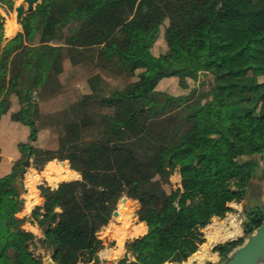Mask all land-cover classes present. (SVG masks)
<instances>
[{
	"label": "trees",
	"instance_id": "trees-1",
	"mask_svg": "<svg viewBox=\"0 0 264 264\" xmlns=\"http://www.w3.org/2000/svg\"><path fill=\"white\" fill-rule=\"evenodd\" d=\"M14 6L0 0L7 11ZM167 19L162 77L182 74L179 85L188 88V79L210 75L198 98L124 89L127 78L149 69ZM20 23L0 11V121L8 114L29 128L27 146L12 153L15 164L0 169V264H46L37 242L58 264L100 262L98 232L124 195L141 202L149 229L114 264L187 261L206 242L213 218L232 211L229 203L244 199L252 180L264 181L263 1L39 0ZM45 128L51 138L40 146ZM29 153L39 170L67 160L80 174L55 188L41 185L44 202L33 210L41 239L17 215L27 170L21 161ZM51 167L62 178L73 174L67 165ZM176 170L181 186L169 192ZM118 211L123 228L145 230L132 222L141 214L138 202L124 197ZM247 216L244 236L213 247L223 261L263 223L264 210ZM117 229L104 236L120 239L124 229Z\"/></svg>",
	"mask_w": 264,
	"mask_h": 264
},
{
	"label": "rangeland",
	"instance_id": "rangeland-1",
	"mask_svg": "<svg viewBox=\"0 0 264 264\" xmlns=\"http://www.w3.org/2000/svg\"><path fill=\"white\" fill-rule=\"evenodd\" d=\"M22 1L23 0H14L15 6H14V9L12 11H7V9L5 10L4 8L1 7L2 10L0 9V11L5 15L6 21L7 20H13L14 18L16 19L17 12H16L15 7L18 4H20ZM262 1L264 3V0H262ZM168 23H169V20L167 19L165 21V23L161 26V32L159 34V37H158L157 41L155 42V44H154V46L152 48L154 54L150 57V60H149V63H150L149 69L141 72L137 76H134L132 78L131 77L130 78H127L124 81V84H125L124 85V89H125L126 92H128V93H134V92H139L140 90H143L144 89L147 92L148 98H152L155 95V91H157V90H164V91L169 92V93L174 94V95L193 93L194 96L198 98V97L201 96V93L202 92L207 91V89L209 88L210 82L212 80V77L210 75L209 76H206L205 74H201L200 77H199V79H197V80L188 79V81H189V87L188 88H182L179 85L180 79H183L184 78V75H182V74L179 75V76H173V77H168V78H163L162 77L161 65H162L163 62H162V59L160 58V54L166 52L167 51V48H168L167 47V42L165 40V30H166V26L168 25ZM20 25H21V23H20ZM21 28L22 27L20 26V29ZM261 79L263 80L264 79V76L261 77ZM80 89L82 91H84V92H87L88 91V88L86 87V85H80ZM142 108H143V104L142 105H139V106H136L135 111L136 112H139L140 110H142ZM26 143H28V140L27 139L25 141H23V142H20V144H24V145ZM26 146L27 145H25V147ZM27 158H28V155L27 154H24L22 156L21 164H23V161H25ZM225 158H227V157H225ZM31 162H32V159H30V163ZM53 168L54 167H51V168L48 167V170H53ZM258 173H259V176H260V174H261V170L260 169L257 170L256 175ZM163 174H164V171L162 170L159 173V176L158 177H160ZM60 180H62V179H60ZM169 180H170L169 183L165 185V188L167 189V191L170 192L172 189H176L177 187L181 186L182 179H181V174L179 173V171L176 170L173 174H171V176L169 177ZM254 180H252L251 182H256L257 185L255 186L253 184V189L251 190L253 192V194H254V192L255 193H259V192L263 191L264 190V181L260 177H258L257 179H254ZM57 181H59V180H57ZM57 181H54V182H57ZM124 197H127V196L124 195L120 199V201H119V203L117 205V210H120V204H121L122 199ZM127 198L128 199H131L132 202H134V203L138 202L139 205H140L141 214L140 215L138 214V218L133 219V221H132L133 224L136 225L140 221H142V216L144 214L143 213V210H142L143 209L142 208V204H141V202L139 200L138 201L134 200L135 197H131V198L127 197ZM249 198H250V196L246 195L245 198L242 199V200H234V201H236L237 204H235L234 206L232 205V207H233V210L232 211L230 209L226 213V216L224 218H219V219H216V220L213 219L212 222L210 224H208L204 228V232H205V236H206V242L203 243V245L206 244V247L208 248V250L210 252V257H208L206 259L205 264H212L213 263V260H219L218 261L219 264H224V261H223L222 258L218 259L216 257L215 252L213 251V247L216 244H218V243H223V242H225L227 240H231L229 238V239L223 240L221 242L220 241H217L214 244L213 243L211 244L210 238L208 237V231L210 229H214L215 228V227L212 226V224H214L216 222V225L217 226H219V225L222 226L223 225V228L224 227L226 228L228 226L231 227L232 226V224H231V218H232V215H234V216H236L235 221H234L235 224L241 227V233L236 238L238 239L239 237L245 235L244 227H245V222L248 220L247 213L249 211H251V210L254 209V204L252 202H250L249 200H247ZM23 205H24V203H23ZM31 216H33V213H31L30 217ZM21 219L24 220L23 223H22V225H23V224L26 223V221H27L28 218L27 217H21ZM112 219H114L115 222L119 226L123 225V221L118 218V215L115 216V217L113 215L112 216ZM139 225H140V223H139ZM135 235H137V233H135L133 231H130V232L128 231L126 233V235H125L126 237H124V235L121 234L119 243L118 244L116 243V245H115V240L114 239L107 240L106 243H103V245H102L101 248L106 247V245H108L109 247H114V249H115L114 254L115 255L112 258L106 259L104 261L101 260L100 262H105L106 264H110V263L113 262L114 259H119L122 256H124L126 254V252H127L126 246L129 245L128 242L130 240L134 239L133 237ZM123 237H124V240H123ZM247 237L248 236H246L245 239ZM234 240H236V239H234ZM202 246H200L199 251L201 250ZM34 249H35V252L37 254L43 255L44 262H45V258L51 255L50 252L48 250H46L42 245L37 244L36 245V248H34ZM128 250H130V249H128ZM79 263L80 264H91L90 259H87L86 257H83L79 261ZM94 263H98V262H94ZM194 263H198L196 259L194 260Z\"/></svg>",
	"mask_w": 264,
	"mask_h": 264
},
{
	"label": "crops",
	"instance_id": "crops-1",
	"mask_svg": "<svg viewBox=\"0 0 264 264\" xmlns=\"http://www.w3.org/2000/svg\"><path fill=\"white\" fill-rule=\"evenodd\" d=\"M0 9H1V7H0ZM7 36H8V38L12 37V36H9V35H7ZM28 138H29V128H28L27 125H22V124H18V123H15V122H11L9 120V115L8 114H5V115L2 116L1 121H0V148L4 151V153H3V157H0V158H2V163L0 164V169H6V168L9 169V167H11V166H13L15 164V159H14L12 153H21L20 150L18 149V145H20V142H23L26 139L28 140ZM50 138H51L50 129H48V128L42 129L38 133V141H37V143L40 146H44L46 144V142ZM8 162H9V166L7 164ZM61 163H65L71 169V171H73L72 176L70 178H62V180H59L57 182L50 181V179L48 177V175H49L48 173H50L51 170H48V167H50L52 164H56L57 165V164H61ZM26 168H27V170H26V173H25L24 178H23L24 192H22V196L24 197V205H23L21 211H19L17 214H18V216L20 218L21 217H27L28 218L26 223L23 224L22 226L26 230L32 231L36 235V239H41V238L44 237L43 230L39 226V224L36 221H34V218H32L33 216L30 217L31 213H33V210L36 207L41 206L43 204V202H44V197L42 196V192H41V188H40L41 185H49L52 188H55V187H57L59 185V183L61 181L79 178L80 174H79V172H77L76 170H74V169H72L70 167L69 162L67 160H64V161L52 160V161H50L49 163L46 164V166L44 167L43 170H39L38 168H36L34 166H31V165L26 167ZM29 173L37 174L36 180L34 182L29 181V178H28V174ZM50 174L54 175L53 173H50ZM253 184L255 186L257 185L256 182H251L250 186H249V189H248V192H247V195L250 196V199H251V197L253 195L260 194V192L259 193H255L254 192V194H253V192L251 191L253 189ZM262 196L264 198V192H262ZM29 202H31L33 205H31L28 208V203ZM235 204H237L236 201H232V202L229 203L230 206H232V205L234 206ZM115 216H117V215H114V217ZM219 218L220 217H214L213 219L216 220V219H219ZM139 223L140 224L145 223V226H144L145 230L143 232L135 235L133 237L134 239L146 234L147 231H148V225H147V223L145 221H140ZM118 227H121L122 229H124V231L121 234H123L127 230V229L125 230V228H123L122 225L119 226L115 222V220L112 219L107 226H104L98 232V237L103 241V243H106L107 240L114 239L115 240V245H116V243L117 244L119 243L120 239L118 237H115L114 235H106V236H104V231L106 229L111 228L112 232H117L118 231V229H117ZM126 233H127V231H126ZM126 233H125V235H126ZM111 234H113V233H111ZM124 237H126V236H124ZM124 237H123V240H124ZM37 244L41 245L38 242H37ZM12 250L13 249L9 246L8 253L12 252ZM114 251H115L114 247H109L108 245H106V247L100 248L96 252V254L99 256V258L102 261H104L106 259L114 257V255H115ZM215 255H216V257L218 259L221 258L220 254L218 252H215ZM191 259H193V260H191ZM117 260L118 259H114L113 262H116ZM194 260H195L194 259V255H192L187 261H185L183 263L166 262L164 264H200L198 260H197L198 263H194ZM218 261L219 260H213V262H216V263Z\"/></svg>",
	"mask_w": 264,
	"mask_h": 264
},
{
	"label": "water",
	"instance_id": "water-1",
	"mask_svg": "<svg viewBox=\"0 0 264 264\" xmlns=\"http://www.w3.org/2000/svg\"><path fill=\"white\" fill-rule=\"evenodd\" d=\"M38 2L39 0H23L20 4H18L15 7L17 12L16 20L20 23L25 14L32 11ZM3 153L4 151L0 148V157H3ZM30 159L31 153L28 154V158L24 161L26 167L30 166ZM262 192H264V190L258 195H253L251 197V202L254 204V207L264 210V198L262 196ZM134 200L138 201V198L135 197ZM118 214L119 211L115 210L114 215ZM126 248L127 250L132 249L133 246L127 245ZM133 254L135 255L136 253L133 251ZM45 262L46 264H58L51 256L46 257ZM90 262L91 264H106L105 262L94 263L93 258H90ZM114 263L115 262H112L110 264ZM224 264H264V221L248 235L241 245L232 250L229 257L224 260Z\"/></svg>",
	"mask_w": 264,
	"mask_h": 264
},
{
	"label": "bare ground",
	"instance_id": "bare-ground-1",
	"mask_svg": "<svg viewBox=\"0 0 264 264\" xmlns=\"http://www.w3.org/2000/svg\"><path fill=\"white\" fill-rule=\"evenodd\" d=\"M63 166H65V163H61ZM61 167V166H60ZM52 171V172H51ZM50 173H53L54 175H51L50 173H48V177L51 181H57L62 179V170L59 168H53V170H51ZM37 174H32L29 173L28 174V178L29 181L34 182L36 180ZM40 178V177H39ZM54 186V185H53ZM251 202V199H247ZM33 205L31 202L28 203V208ZM235 218L236 216L232 215L231 218V224H232V228L231 227H224L222 226H217L216 222L214 224H212L213 227H215L214 229H210L208 231V237L210 238V242L211 244L217 242V241H223L226 239H235L240 233H241V227L235 224ZM218 222V221H217ZM238 223V222H237ZM127 232L129 231H133L135 233H140L141 232V227L140 226H135V227H128V229L126 230ZM126 231L123 233V235L125 236ZM122 254V253H121ZM210 257V252L208 250V248L206 247V244H204L201 248L200 251H198L196 254H194V259L198 260L200 264H205L206 259ZM193 260V259H191Z\"/></svg>",
	"mask_w": 264,
	"mask_h": 264
}]
</instances>
